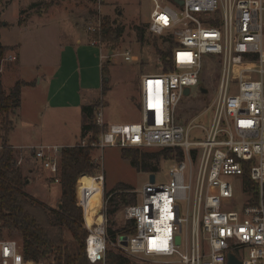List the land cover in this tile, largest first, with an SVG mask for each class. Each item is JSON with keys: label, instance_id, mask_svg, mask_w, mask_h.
Wrapping results in <instances>:
<instances>
[{"label": "built area", "instance_id": "1", "mask_svg": "<svg viewBox=\"0 0 264 264\" xmlns=\"http://www.w3.org/2000/svg\"><path fill=\"white\" fill-rule=\"evenodd\" d=\"M149 1L148 29L175 43L170 58L175 71L142 77L141 123L106 125L102 111L97 112L96 124L104 130L90 146L101 153L106 148H179L183 159L172 161L176 165L169 181L159 182L155 174L154 183L149 177L135 191L137 204L124 208L135 232L113 242L103 226L108 221L103 211L101 224L87 225L77 183L78 205L89 231L87 259L106 264L110 245L133 260L155 264H229L231 256L240 264H264V0ZM104 4L106 0H95L89 35L103 33ZM125 60H132L129 52ZM211 63L220 78L207 110H213L211 125L204 140H191L198 126L177 124V109L186 89L191 95ZM88 138L77 145L88 146ZM63 149L47 145L30 150L32 160L56 184ZM95 161L101 164L102 157ZM246 171L257 187L255 197L245 187ZM88 195L86 191L85 199ZM93 237L97 245L92 251ZM19 239L0 235V264H42L24 257Z\"/></svg>", "mask_w": 264, "mask_h": 264}, {"label": "rangeland", "instance_id": "2", "mask_svg": "<svg viewBox=\"0 0 264 264\" xmlns=\"http://www.w3.org/2000/svg\"><path fill=\"white\" fill-rule=\"evenodd\" d=\"M35 1L0 0L1 42L8 47L16 44L21 45L26 61L25 64H18L15 61L7 60V63L3 65L2 81L5 92L9 94L12 87L21 79L39 83V79L34 76L35 67L44 65L50 59L55 69H58L61 65L63 51L69 45L80 54L89 52L92 62L96 61L98 64L101 62L102 66L105 65L108 68L105 79L109 78V81H106L109 90L101 101L103 106L98 111H102L106 125L141 123L142 77L149 74H162L167 66L161 58L160 51L171 53L172 57L175 48L174 42H165L167 36L156 35L149 31L147 24L151 13L150 1L106 0V4L103 6V18L109 19L112 28L124 30L122 39L115 48L109 42H103L104 26L101 36L87 33V25L93 18L96 8L95 0H42L39 3H33ZM57 5V9L50 11L47 16L42 15L43 10ZM137 28L144 35L143 43L138 39ZM74 29L78 33L77 36L84 41L83 45L76 44L77 37H73ZM94 40L102 42L101 47L105 52L103 60H100V50L89 45V42ZM128 52L132 57L131 61L125 60ZM10 55H14L11 49L6 52L4 62ZM76 63L79 67H83L79 55ZM216 68L217 66L213 63L205 68L200 85L192 89L191 95L187 96L177 109V124L186 126L190 122H194L193 125L198 126L193 130L191 140H204L207 135L205 130L210 128L213 110H207L218 94L220 82L219 72ZM48 69L50 70V68ZM63 75L64 73L60 75V81L64 80ZM75 82H77L76 78ZM45 87L35 86V90H30L25 95L23 109L19 111V114L10 115L14 126L9 141L14 145L33 146L41 144L75 145L77 142L79 144L82 140L80 137L81 113L74 109L49 110ZM201 88L206 89L207 93H203ZM40 113L44 116L40 120V127L26 126V123L38 122L39 120L33 119H36ZM1 123L2 116L0 115V127ZM156 150L158 149L147 151ZM121 152L122 149L119 148H106L102 153L93 152L94 158L102 157L101 167L95 177L103 176V180L97 184L91 182L85 184L84 205L88 209L85 215L86 222H89L94 216L95 205L99 203H102L101 212L103 211L106 216L105 192H111L118 183L131 185L134 190L130 193L134 194L135 191H141L149 181V174L138 172L122 158ZM16 160L17 162L22 160V165H17L22 174L29 178L26 192L56 208L60 201V184L53 183L49 175L33 162L31 151H16ZM175 165L172 161H163L160 171L156 173L157 180L159 182L169 181L171 179L170 171ZM31 169L34 174L31 173ZM86 191L89 195L85 199ZM127 223L124 208H122L115 217L107 222L104 221L103 226L108 233L109 228L122 229ZM121 233L122 231L117 234ZM3 235L16 240L21 238L19 234L9 233L5 230ZM108 236L113 242L112 237L109 234ZM67 239H72L70 234L67 235ZM133 263L155 264L149 259L136 258Z\"/></svg>", "mask_w": 264, "mask_h": 264}, {"label": "trees", "instance_id": "3", "mask_svg": "<svg viewBox=\"0 0 264 264\" xmlns=\"http://www.w3.org/2000/svg\"><path fill=\"white\" fill-rule=\"evenodd\" d=\"M103 42H109L113 48L119 45L124 30L112 28L109 19H104ZM138 39L144 42V35L139 28L136 29ZM166 43H173L171 38ZM11 49L1 43L0 37V115L2 123L0 138L2 150L0 153V235L3 231L16 233L22 239L24 257L35 263L42 264H91L87 259L86 248L89 231L86 229L84 211L78 205V191L81 196L85 193V184L88 182L97 184L95 180L101 164L95 161L90 145L97 140L104 130L96 124V113L103 106L102 99L106 96L109 86L105 76L108 68L102 66L103 84L101 98L89 105L82 107L83 124L81 138L89 136L86 147H66L62 151L60 187L61 196L57 207L32 197L26 192L29 178L25 177L16 160V151L10 145L9 137L13 130V122L10 115L21 107L22 88L31 83L19 81L6 94L3 87L1 69L6 52ZM161 58L167 68L163 72H174L175 67L170 61L171 53L160 51ZM121 156L128 161L138 172L156 174L160 171L163 161H181L183 152L179 148H165L156 151L139 149H122ZM94 176V177H92ZM245 187L254 197L257 195V187L251 180L248 171L243 176ZM134 188L125 183H118L111 192H105L106 216L112 219L122 208L135 205L138 202L137 194H131ZM85 206V205H84ZM102 203L95 205V214L87 225L92 227L100 224ZM88 209L85 207V213ZM86 215V214H85ZM96 217V219H95ZM115 225V224H114ZM133 235L134 224L127 225L118 230L108 229V234L116 241L121 234ZM70 234L72 239L68 240ZM106 264H134L133 259L123 255L112 246L108 245L105 256Z\"/></svg>", "mask_w": 264, "mask_h": 264}, {"label": "crops", "instance_id": "4", "mask_svg": "<svg viewBox=\"0 0 264 264\" xmlns=\"http://www.w3.org/2000/svg\"><path fill=\"white\" fill-rule=\"evenodd\" d=\"M41 1L42 0H36L33 3H39ZM57 7L58 5L53 6V7L51 6V8H49L48 10H43L42 15L47 16V14L50 11L57 9ZM30 19L31 17L29 18V20ZM5 26L7 25L5 24ZM77 34H78L77 31L74 29L73 37H77L76 44L83 45L84 41L79 36H77ZM0 37H1V33H0ZM89 45L90 47L100 50V60H103L105 58L104 57L105 52H104L103 47L92 46L91 41L89 42ZM5 47H8V46H5ZM8 48H11V50L14 52V55L8 56V59H6V61L3 62V65L7 63V60L12 62V60H10L11 57H16V60H15L16 63L25 64L26 61L24 59V51L21 45L16 44ZM88 53L89 52L87 53L81 52L80 54L76 52L72 46L67 45L65 47V50L63 51L61 65L58 67V69H55L50 59L47 60V63H45L44 65L35 67L36 70H35L34 76L39 79V83H35V81L34 82L26 81V79L20 80V81H24L27 83H31V85L25 86L22 88L21 107L13 114L18 115L19 111L23 109L25 95H27V93L30 90H35L36 89L35 86H38V87L46 86L45 88L47 92V95H46L47 108L49 110L52 109L53 111H56L57 109L78 110V112L81 113V118H82L81 123L83 124L82 107L84 105H89L92 102L96 101L97 99L101 98L100 92H102V84H103L102 63L100 62L98 64L96 63V61L92 62L90 59V55ZM78 55H79V59L81 58L82 60L81 64H83V67H79L76 63L78 60ZM3 65L1 69V76H2ZM43 67H44V70H42ZM48 68H50V70ZM63 73H64L63 75L64 80L60 81V75H62ZM75 78L77 82H75ZM43 117H44L43 114L40 113L39 116H36V119H33L36 121L39 120L38 122L34 124L26 123V126L40 127L41 126L40 120ZM77 143H75V145H55L54 144L51 146H60L62 148H66V147H74L77 145ZM10 145L15 149V151L27 152V151H30L32 148H36L40 146H47L50 144H41L40 146H33V145H14L10 142ZM0 146H1V138H0ZM30 171L32 173V169ZM60 196H61V187H60ZM48 205L53 207L52 204H48Z\"/></svg>", "mask_w": 264, "mask_h": 264}, {"label": "water", "instance_id": "5", "mask_svg": "<svg viewBox=\"0 0 264 264\" xmlns=\"http://www.w3.org/2000/svg\"><path fill=\"white\" fill-rule=\"evenodd\" d=\"M179 3L180 4H182V2L181 1H179ZM111 55V54H110ZM106 81L108 82L109 81V78L108 77H106ZM201 91L203 92V93H207V90L206 89H204V88H201ZM185 95L186 96H188V95H190V89H186V91H185ZM150 182L151 183H154L155 182V180H156V175L155 174H150ZM124 239H126V238H124ZM125 245H126V243H125ZM229 264H240L233 256H231L230 257V263Z\"/></svg>", "mask_w": 264, "mask_h": 264}, {"label": "bare ground", "instance_id": "6", "mask_svg": "<svg viewBox=\"0 0 264 264\" xmlns=\"http://www.w3.org/2000/svg\"><path fill=\"white\" fill-rule=\"evenodd\" d=\"M102 223V220L100 222V224ZM90 245H91V250L93 251L95 248H96V245H97V240H96V237H93L90 241Z\"/></svg>", "mask_w": 264, "mask_h": 264}]
</instances>
